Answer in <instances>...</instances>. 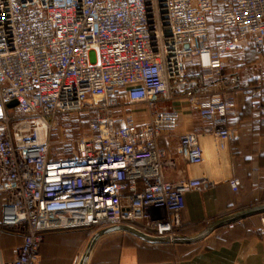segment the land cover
<instances>
[{
	"label": "built area",
	"instance_id": "1",
	"mask_svg": "<svg viewBox=\"0 0 264 264\" xmlns=\"http://www.w3.org/2000/svg\"><path fill=\"white\" fill-rule=\"evenodd\" d=\"M250 48L264 52V0H0V229L22 237L11 264H40L52 232L181 236L186 195L212 183L188 179L160 147L180 110L159 106L187 100L223 149L236 84L206 99L198 85L226 79L225 60ZM248 93L263 111L264 81ZM72 113L88 115L90 135L53 160L50 119ZM178 141L180 159L203 162L199 134Z\"/></svg>",
	"mask_w": 264,
	"mask_h": 264
},
{
	"label": "crops",
	"instance_id": "2",
	"mask_svg": "<svg viewBox=\"0 0 264 264\" xmlns=\"http://www.w3.org/2000/svg\"><path fill=\"white\" fill-rule=\"evenodd\" d=\"M225 63L226 79L205 77L197 89L201 99H206L223 94L231 81L236 84L237 90L226 95L237 101V107L229 116L233 134L223 149L211 135L203 134L204 123L187 100L159 106L161 110H180L176 133L161 138L160 147L176 159L188 179L212 183L204 191L186 195L180 221L187 236L224 216L264 203V110L254 108L248 93L264 81V52L250 48ZM189 70L199 69L189 66ZM135 115L143 122L148 117L147 111ZM183 132L199 134L202 163L190 165L180 159L178 136ZM167 177L174 179L176 174L171 172ZM234 179L240 182L238 191L230 186ZM1 205L2 200L0 219ZM93 234L84 229L48 233L40 264H79ZM21 244V236L0 229V264H11ZM87 264H264V214L234 222L191 245H155L122 231L110 232L94 245Z\"/></svg>",
	"mask_w": 264,
	"mask_h": 264
},
{
	"label": "water",
	"instance_id": "3",
	"mask_svg": "<svg viewBox=\"0 0 264 264\" xmlns=\"http://www.w3.org/2000/svg\"><path fill=\"white\" fill-rule=\"evenodd\" d=\"M17 106L16 101H13L8 104V108H14ZM264 214V203L259 204L257 206L238 211L236 213L224 216L215 222H213L211 225H209L207 228L202 230L201 232L194 234V235H189V236H162V237H155L151 235H147L143 232H140L138 230H135L131 227L128 226H114V227H109L106 229H102L100 231H97L96 233L93 234L91 237L87 248L85 250L84 255L82 256L80 263L79 264H87V261L89 259V256L91 254V251L94 247V245L97 243V241L105 234L110 233V232H116V231H122L127 234H130L139 240L149 243V244H155V245H168V244H181V245H189V244H194L199 241H202L203 239L207 238L209 235L214 233L216 230L221 229L223 227H226L234 222L246 219L248 217L254 216V215H260Z\"/></svg>",
	"mask_w": 264,
	"mask_h": 264
},
{
	"label": "rangeland",
	"instance_id": "4",
	"mask_svg": "<svg viewBox=\"0 0 264 264\" xmlns=\"http://www.w3.org/2000/svg\"><path fill=\"white\" fill-rule=\"evenodd\" d=\"M214 27L211 26V36L214 40ZM88 115L85 113L59 114L50 119L51 129L48 142L53 160H68L77 156L78 142L88 137ZM181 236H187L180 233Z\"/></svg>",
	"mask_w": 264,
	"mask_h": 264
},
{
	"label": "trees",
	"instance_id": "5",
	"mask_svg": "<svg viewBox=\"0 0 264 264\" xmlns=\"http://www.w3.org/2000/svg\"><path fill=\"white\" fill-rule=\"evenodd\" d=\"M251 101H252V99H251ZM84 230H87V231H89V232L92 233V231H91L90 229H84ZM218 230H219V229H218ZM189 245H191V244H189Z\"/></svg>",
	"mask_w": 264,
	"mask_h": 264
}]
</instances>
